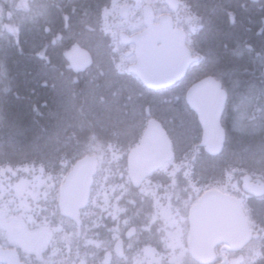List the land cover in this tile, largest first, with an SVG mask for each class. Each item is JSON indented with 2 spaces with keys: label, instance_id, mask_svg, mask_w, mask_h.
I'll use <instances>...</instances> for the list:
<instances>
[{
  "label": "trees",
  "instance_id": "16d2710c",
  "mask_svg": "<svg viewBox=\"0 0 264 264\" xmlns=\"http://www.w3.org/2000/svg\"><path fill=\"white\" fill-rule=\"evenodd\" d=\"M111 2L0 0V166L58 174L85 154L125 164L153 119L170 139L172 164L186 161L204 183L229 168L264 172V0H181L196 18L189 44L199 59L157 90L118 64L102 25ZM75 43L92 58L78 82L63 56ZM208 75L227 92L217 155L193 150L203 132L184 98Z\"/></svg>",
  "mask_w": 264,
  "mask_h": 264
},
{
  "label": "flooded vegetation",
  "instance_id": "af4514ba",
  "mask_svg": "<svg viewBox=\"0 0 264 264\" xmlns=\"http://www.w3.org/2000/svg\"><path fill=\"white\" fill-rule=\"evenodd\" d=\"M117 1V11L109 15L108 33L113 36V52L120 66L128 69L137 61L135 43H123L120 34L129 40L144 30L145 5L153 10L154 24L164 16L163 31L141 39V44L164 47L159 62H182L183 40L191 56L198 57L189 45L196 20L181 0L178 4ZM122 6L128 8L125 19L119 16ZM90 65L77 73L67 71L74 79ZM200 142L193 146L195 152L203 148ZM155 145L161 147L159 142L151 144L142 156L143 163L159 160L162 154L157 155ZM130 150L125 164L120 159L108 164L114 167L112 173L101 176L97 191L94 181L100 174L94 175L88 202L80 210V229L58 208L59 187L69 170L58 175L53 189L42 193L11 189L21 178L32 183L34 177L23 171L9 173V165L1 166L6 170L7 192L0 193V247L16 250L23 264H264V172L229 168L224 179L204 183L200 174L186 172L190 170L186 161L179 168L170 167L171 151L170 159H162L160 166L139 177L129 173ZM211 190L215 194L202 199ZM44 193L50 194L48 206L46 198H41Z\"/></svg>",
  "mask_w": 264,
  "mask_h": 264
},
{
  "label": "water",
  "instance_id": "95a60500",
  "mask_svg": "<svg viewBox=\"0 0 264 264\" xmlns=\"http://www.w3.org/2000/svg\"><path fill=\"white\" fill-rule=\"evenodd\" d=\"M165 1H172L175 4L179 2L178 0ZM127 11L128 8L122 6L119 12L120 18H127ZM143 18L145 28L142 32L130 37L129 40H126L127 36L124 33L120 34V39L123 43L134 42L136 45L137 61L129 65L127 70L134 74L149 89H161L171 86L185 76L190 64L197 61L199 57L191 56L190 50L183 40L181 47L185 54V59L182 62L175 63L171 59L159 62L158 57L162 54L164 47L151 44L150 42L141 44V39H147L148 35L163 31L164 16H161L160 21L154 24L153 10L150 6L145 5L143 8ZM81 54H83L84 58H81ZM64 57L68 62L66 68L72 69L76 73L84 70L85 67L91 64L89 53L78 44L72 45L65 51ZM74 81H76V78H74ZM185 101L195 111L203 130L202 140L199 145L203 146L209 154L217 155L221 152L225 140V131L221 125V115L227 101V92L223 89L220 81L208 75L188 87L185 93ZM145 111L148 115V106L145 108ZM157 142L161 144V147L155 145L154 148L159 151L158 156L162 154L161 157L157 162H153V164L143 163L142 156L145 155L144 153L148 150L149 146L151 147V144ZM151 150L156 151L152 148ZM171 151L170 139L161 125L155 120L149 119L140 144L129 152L128 170L130 175L137 173L141 177L149 173L154 168L160 166L162 162L170 159ZM99 159L97 154H85L78 158L72 164L59 187V212L61 215L74 220L78 229H80L81 224L80 210L88 202L94 175L98 172ZM162 159L163 161L161 162ZM214 194L213 190L206 192L202 199ZM0 263L23 264L16 250L1 247Z\"/></svg>",
  "mask_w": 264,
  "mask_h": 264
},
{
  "label": "rangeland",
  "instance_id": "374dc122",
  "mask_svg": "<svg viewBox=\"0 0 264 264\" xmlns=\"http://www.w3.org/2000/svg\"><path fill=\"white\" fill-rule=\"evenodd\" d=\"M118 3H120V1L116 0H112L111 4L108 7H105L103 9V13H102V25H103V29L107 32L111 31V17H109V15L111 13H113V11L115 10V12L117 11V7H118ZM186 11L188 12V10L186 9ZM189 13V12H188ZM190 14V13H189ZM196 19V18H194ZM197 23H195V28H196ZM112 151H110L111 153ZM115 152V151H114ZM100 160V159H99ZM74 162H70L68 165H72ZM68 165L66 166L65 164H63V169L62 173L66 172L70 166L68 167ZM181 163H176V164H170V167L173 166L175 168H179L181 167ZM10 172L9 173H13L16 174L17 172L20 173V171H23V173H25L26 176L30 177H34L33 181H31L32 183H30L28 180L23 179L22 182H16L15 184L12 185L11 189L18 191V190H25L27 188L32 189V190H38V192H45L46 190H51L52 185L55 184V180L59 179L60 174L62 173H58V174H47L43 172V169L40 167H35V166H23L20 168H11L10 166L8 167ZM114 168L113 166L108 165V162H103V159L101 158V161L99 162V176H97L95 178L94 181V191H97L99 188V183L102 182L101 176L106 174H110L112 173V171L110 169ZM6 170H4V167L0 166V193L2 192H7V188H5V181L7 180V176L4 175V172ZM170 173L173 172V169H169ZM186 172L188 173V171L186 170ZM193 183V181H191ZM30 186V187H29ZM148 188L146 186L143 187V189ZM53 189V188H52ZM1 195V194H0ZM41 195V194H40ZM49 195H45L42 194L41 198H46V200H49ZM50 201L47 202L46 206H48V203Z\"/></svg>",
  "mask_w": 264,
  "mask_h": 264
}]
</instances>
